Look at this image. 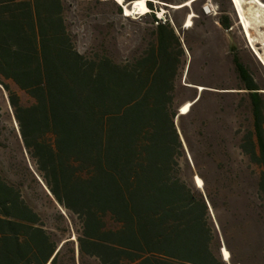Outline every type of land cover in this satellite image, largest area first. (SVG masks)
<instances>
[{
  "label": "trees",
  "instance_id": "trees-1",
  "mask_svg": "<svg viewBox=\"0 0 264 264\" xmlns=\"http://www.w3.org/2000/svg\"><path fill=\"white\" fill-rule=\"evenodd\" d=\"M65 10L63 0H0V85L43 187L80 221L77 247L61 246L0 175V264H224L214 248L212 197L181 176L175 121L185 115L176 110V87L185 42L169 20L155 18L140 56L125 64L85 56ZM219 23L232 28L228 17ZM233 62L251 101L249 154L263 167L264 192V99ZM9 83L33 103L22 105Z\"/></svg>",
  "mask_w": 264,
  "mask_h": 264
},
{
  "label": "rangeland",
  "instance_id": "rangeland-1",
  "mask_svg": "<svg viewBox=\"0 0 264 264\" xmlns=\"http://www.w3.org/2000/svg\"><path fill=\"white\" fill-rule=\"evenodd\" d=\"M188 1H191L188 7H173ZM63 2L66 25L77 51L90 57L106 55L118 64H125L144 52L153 39L155 18L172 23L185 42V63L176 87L178 114L181 106L192 103L190 113L175 121L184 147V157L179 160L181 176L195 187L194 179L200 177L204 188H196L212 197L214 248L221 261L264 264V192L260 189L263 167L249 154L250 138L255 136L251 101L233 59L237 57L244 65L263 99L264 64L248 43L232 2L148 0L154 11L129 18L115 0ZM124 3L131 2L124 0ZM253 3L254 0H243L246 17L252 25V43L264 56V23L256 22L258 6ZM189 14L193 15L192 26L185 29ZM227 17L232 23L228 31L219 23ZM185 83L205 90L187 87ZM9 86L22 105L33 103L13 83ZM198 95L200 101L194 103ZM0 175L21 191L49 233L60 243L71 241L77 247L80 221L62 208L38 179L37 168L23 145L9 93L1 85ZM222 247L232 255L230 263L224 261Z\"/></svg>",
  "mask_w": 264,
  "mask_h": 264
},
{
  "label": "bare ground",
  "instance_id": "bare-ground-1",
  "mask_svg": "<svg viewBox=\"0 0 264 264\" xmlns=\"http://www.w3.org/2000/svg\"><path fill=\"white\" fill-rule=\"evenodd\" d=\"M115 1L118 5H120L124 8V12H125L124 16L130 17V16H134L136 14H145V13L150 12V10L147 7V1L148 0H135L133 2V8L132 9H128V7L124 4V0H115ZM190 2L191 1H188V2L184 3L183 5L173 6V7H175V9L182 8V7H188L190 5ZM231 2H232V5L234 6L236 13L238 14V19L240 20V25L242 26L243 32L245 34V37L248 40V43L252 47L256 56L264 64L263 60L260 58V56L258 54L257 48L254 47V45L252 43V39H253L252 35H251L252 25H251V21L246 17V12H245V8H244L243 0H231ZM254 2L255 3H253V4H257V6H258L257 12L254 15V18L256 19V22L258 24H262V23H264V20L260 21V16H262V15L264 16V2H262L261 0H254ZM192 17H193V15L189 16V18L187 20L186 28L191 26ZM198 89L200 91L204 90L203 87H198ZM191 105H192V103H186L183 106H181L180 115L188 114V112L190 111ZM195 184H196L197 188H199V189L204 188L203 180L198 176L195 177ZM221 254L223 256L224 261L227 263H230L231 254L225 247H223Z\"/></svg>",
  "mask_w": 264,
  "mask_h": 264
},
{
  "label": "water",
  "instance_id": "water-1",
  "mask_svg": "<svg viewBox=\"0 0 264 264\" xmlns=\"http://www.w3.org/2000/svg\"><path fill=\"white\" fill-rule=\"evenodd\" d=\"M127 7H128V9H132L133 8V2H131L129 5H126ZM122 7V6H121ZM123 8V7H122ZM124 9V8H123ZM186 76H187V73H186V75H185V80H186ZM185 86H187V87H194V88H197L196 86H193V85H190V84H186L185 83ZM200 99V95H198L196 98H195V100L193 101L194 103L195 102H197L198 100ZM177 120V119H176ZM39 180H40V178H38ZM40 182H41V180H40ZM42 183V182H41ZM43 184V183H42ZM45 187V186H44ZM45 189L47 190V192H48V194L51 196V197H53L52 196V194L50 193V191L45 187ZM54 199V198H53ZM208 205H209V203H208ZM67 242V241H66ZM63 243H65V242H63ZM63 243L61 244V246L63 245ZM60 246V247H61Z\"/></svg>",
  "mask_w": 264,
  "mask_h": 264
},
{
  "label": "flooded vegetation",
  "instance_id": "flooded-vegetation-1",
  "mask_svg": "<svg viewBox=\"0 0 264 264\" xmlns=\"http://www.w3.org/2000/svg\"><path fill=\"white\" fill-rule=\"evenodd\" d=\"M243 82V81H242ZM243 85H244V87L246 86V84L243 82ZM259 92V91H258Z\"/></svg>",
  "mask_w": 264,
  "mask_h": 264
}]
</instances>
